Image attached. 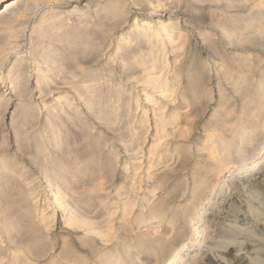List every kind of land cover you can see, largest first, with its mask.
<instances>
[{"label": "rangeland", "instance_id": "374dc122", "mask_svg": "<svg viewBox=\"0 0 264 264\" xmlns=\"http://www.w3.org/2000/svg\"><path fill=\"white\" fill-rule=\"evenodd\" d=\"M0 264H264V0H0Z\"/></svg>", "mask_w": 264, "mask_h": 264}, {"label": "bare ground", "instance_id": "6f19581e", "mask_svg": "<svg viewBox=\"0 0 264 264\" xmlns=\"http://www.w3.org/2000/svg\"><path fill=\"white\" fill-rule=\"evenodd\" d=\"M254 64H255V65H254L255 70H257L258 67H257V68L255 67V66H256V62H255ZM257 64H258V65L261 64L260 61L257 62ZM258 65H257V66H258ZM252 67H253V66H252ZM259 69H260V68H259ZM253 71H254V70H253ZM256 75H257V74H256ZM259 75H261V74H259ZM259 75H258V76H259ZM262 76H263V75H262ZM76 217H77V216H76ZM125 250H127V249H123V251H125Z\"/></svg>", "mask_w": 264, "mask_h": 264}]
</instances>
